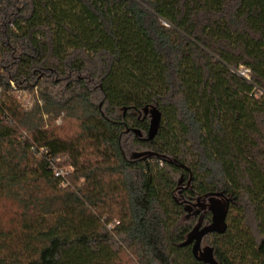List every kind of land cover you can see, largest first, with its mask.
<instances>
[{
    "label": "trees",
    "instance_id": "obj_1",
    "mask_svg": "<svg viewBox=\"0 0 264 264\" xmlns=\"http://www.w3.org/2000/svg\"><path fill=\"white\" fill-rule=\"evenodd\" d=\"M216 191L202 243L264 264V0H0V264H203Z\"/></svg>",
    "mask_w": 264,
    "mask_h": 264
},
{
    "label": "water",
    "instance_id": "obj_2",
    "mask_svg": "<svg viewBox=\"0 0 264 264\" xmlns=\"http://www.w3.org/2000/svg\"><path fill=\"white\" fill-rule=\"evenodd\" d=\"M144 116L149 115V126L144 139H152L157 133L161 113L155 106H144ZM127 131V129H126ZM133 132L138 136H142V133L138 129H133ZM153 155L149 151L133 152L132 158L140 156ZM183 166V165H180ZM182 181V177L179 178L178 184ZM203 202V203H201ZM232 198L225 195L223 191L209 192L201 196H198L193 206H202L207 208L210 212V221L203 223V214H201L196 223L191 227L189 232L186 234L185 239L180 242V246H191V252L195 259L203 262V264H220L213 253V247L210 244H203L202 240L204 236L210 233H223L226 230V217L229 211ZM184 210L186 211L185 217L189 218L191 206L185 205Z\"/></svg>",
    "mask_w": 264,
    "mask_h": 264
},
{
    "label": "built area",
    "instance_id": "obj_3",
    "mask_svg": "<svg viewBox=\"0 0 264 264\" xmlns=\"http://www.w3.org/2000/svg\"><path fill=\"white\" fill-rule=\"evenodd\" d=\"M248 72V70L247 69H242L241 71H240V74H242V75H246V73ZM42 152H46L45 150H42ZM51 167L53 168V172H54V175L55 176H58V177H60L61 178V180H62V185L63 186H66V185H68V179H67V175H68V170L67 169H65V168H62V167H59V166H57L56 164H53L52 162H51Z\"/></svg>",
    "mask_w": 264,
    "mask_h": 264
},
{
    "label": "flooded vegetation",
    "instance_id": "obj_4",
    "mask_svg": "<svg viewBox=\"0 0 264 264\" xmlns=\"http://www.w3.org/2000/svg\"><path fill=\"white\" fill-rule=\"evenodd\" d=\"M196 200V199H195ZM195 200L194 201H190V202H185L184 203V206L185 205H190L191 206V210H190V215H189V217H195L196 218V221H197V219H198V217L201 215V214H203V216H204V214L206 213V212H209L208 210H207V208H203L201 205L200 206H193L192 204L195 202ZM201 203H203V202H201ZM186 213V212H185ZM210 213V212H209ZM210 216H211V214H210ZM196 221H195V223H196ZM194 223V224H195Z\"/></svg>",
    "mask_w": 264,
    "mask_h": 264
},
{
    "label": "rangeland",
    "instance_id": "obj_5",
    "mask_svg": "<svg viewBox=\"0 0 264 264\" xmlns=\"http://www.w3.org/2000/svg\"><path fill=\"white\" fill-rule=\"evenodd\" d=\"M64 166V168L65 169H69V170H71V168L69 167V166H66V165H63ZM45 203H49V201H45ZM196 221V220H195ZM195 223V222H194ZM203 244H209V241L208 240H206V241H203Z\"/></svg>",
    "mask_w": 264,
    "mask_h": 264
}]
</instances>
